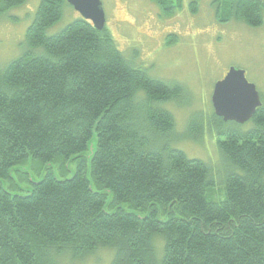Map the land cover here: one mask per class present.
<instances>
[{"label": "trees", "instance_id": "trees-1", "mask_svg": "<svg viewBox=\"0 0 264 264\" xmlns=\"http://www.w3.org/2000/svg\"><path fill=\"white\" fill-rule=\"evenodd\" d=\"M24 1L0 0V13ZM155 1L167 14L182 4ZM215 3L217 19L261 24L259 0ZM65 4L40 0L29 49L0 66V179L29 158L40 171L55 161L63 174L70 160L74 170L59 178L46 167L24 193L0 185V264H73L100 247L113 250L110 264H264V105L245 129L210 113L223 198L209 199L211 165L168 137L174 120L161 104L180 87L80 16L47 35ZM190 124L200 134L201 119Z\"/></svg>", "mask_w": 264, "mask_h": 264}, {"label": "rangeland", "instance_id": "rangeland-1", "mask_svg": "<svg viewBox=\"0 0 264 264\" xmlns=\"http://www.w3.org/2000/svg\"><path fill=\"white\" fill-rule=\"evenodd\" d=\"M39 1L25 0L0 13V66L29 49L26 30ZM191 1L181 0V6L167 14L155 0H101L105 27L118 49L135 65L146 68L149 75L180 87L178 97L161 104L174 120L172 134L168 135L170 144L188 157L209 162L215 183L208 190V198L218 201L223 198V183L217 173L220 159L210 117L212 88L230 67L239 68L255 85L264 105V0H259L263 11H259L261 24L257 26L246 24L236 12L229 19L226 15L215 18V0H194L197 8L191 12ZM78 17L79 13L65 4L61 18L45 33L53 35ZM42 52V47L31 50L32 54ZM195 117L201 119V132L191 135L190 122ZM251 126L252 121L242 124L244 129ZM46 167L59 178H67L74 163L68 161L66 172L61 174L55 161L47 162L40 171L41 163L29 158L10 170L8 178L0 179V185L10 193H24ZM23 175L28 177L27 182ZM112 255L111 248L100 247L73 264H110Z\"/></svg>", "mask_w": 264, "mask_h": 264}, {"label": "water", "instance_id": "water-1", "mask_svg": "<svg viewBox=\"0 0 264 264\" xmlns=\"http://www.w3.org/2000/svg\"><path fill=\"white\" fill-rule=\"evenodd\" d=\"M79 15L89 20L94 28L102 30L105 14L101 0H65ZM211 105L215 116L224 122L244 124L262 105L254 84L247 81L245 71L230 67L223 78L213 84ZM90 148L93 145L90 144Z\"/></svg>", "mask_w": 264, "mask_h": 264}, {"label": "flooded vegetation", "instance_id": "flooded-vegetation-1", "mask_svg": "<svg viewBox=\"0 0 264 264\" xmlns=\"http://www.w3.org/2000/svg\"><path fill=\"white\" fill-rule=\"evenodd\" d=\"M215 2H216V0H215ZM215 4V3H214ZM215 8V7H214ZM246 24H248L247 22H245ZM248 25H250V24H248ZM260 25V24H259ZM252 26V25H251Z\"/></svg>", "mask_w": 264, "mask_h": 264}]
</instances>
